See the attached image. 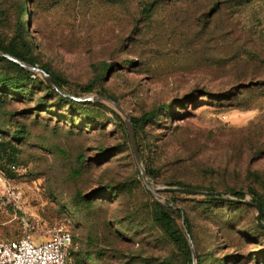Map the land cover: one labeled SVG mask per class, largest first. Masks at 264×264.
Here are the masks:
<instances>
[{"label": "rangeland", "instance_id": "374dc122", "mask_svg": "<svg viewBox=\"0 0 264 264\" xmlns=\"http://www.w3.org/2000/svg\"><path fill=\"white\" fill-rule=\"evenodd\" d=\"M218 1L180 0L138 22L132 0H16L32 59L81 104L53 97L38 107L47 90L37 75L26 90L0 85V138L24 131L16 170L0 161V243L37 245L66 231L76 264H97L88 251L103 264H190L152 220L153 202L169 200L181 229L188 218L199 264H264V232L247 203H264V0ZM99 96L131 118L159 110L137 128L157 195L117 107L82 104ZM164 180L245 197L227 205L169 193Z\"/></svg>", "mask_w": 264, "mask_h": 264}, {"label": "trees", "instance_id": "16d2710c", "mask_svg": "<svg viewBox=\"0 0 264 264\" xmlns=\"http://www.w3.org/2000/svg\"><path fill=\"white\" fill-rule=\"evenodd\" d=\"M192 1L198 2L200 0H192ZM238 1L240 2L239 4H243V3H248L251 0H238ZM177 2H180V0H132V3L134 5L133 16L134 18L138 17L139 19L138 22H140L142 19L151 20L152 18H154L156 13H158V10L164 7V5L165 6L167 5L170 8H175ZM212 2L213 3L211 4V6H215L218 4L219 1L212 0ZM17 7L18 6L16 0H0V52L9 55L11 57H14L27 65L44 70L48 75L51 76L53 81L63 91L67 92L70 95L75 96L78 99H81L80 95L73 94L68 90H66V85H67L66 80L53 73L49 68H46L44 66L39 67L36 64V62L32 59V55L30 53L31 45L28 39V31H26L22 19L17 15ZM35 72L36 71L27 70L24 67L20 66L19 64L10 61L7 58L0 57V85H3L6 89L12 91L26 90L31 83V76L37 75L38 76L37 80H39L42 86L45 87V89L47 90L46 94L41 99L38 100L39 102L38 107H44L46 104H49L47 103L49 102V100H51L53 97L55 98L57 97L58 103L64 105L65 108L67 107L71 109L78 108V105L81 104L80 101L70 99L68 97H65L61 93L57 92L50 85H48L45 80L42 79L43 77L42 78L40 77L42 75L39 72L37 73ZM92 90H93V85L89 86L86 89V93H90L92 92ZM101 97L111 99L110 97L107 96H99L95 98L97 99L96 101L87 100L85 102H82V104L85 106L103 107L104 102L103 100H100ZM165 107L167 106L165 105ZM158 112L159 110H154L152 112L144 114L141 118H132L139 154L143 162H144V158L142 156L141 148L138 141L139 135L137 128H140L144 124L153 121L156 118ZM118 118L121 120V117L118 116ZM23 133H24L23 130L16 131V133H14V135L10 138V140H8V142L5 141V138H0V161L1 163L2 161L8 163L7 164L8 172H11L10 166L16 164L15 158L18 152L16 142L19 141L18 138L21 137ZM161 158H162L161 160L163 161L164 160L168 162L171 161V157L167 155L165 152L161 154ZM155 170L156 169L153 166L149 164L145 165V171L148 177L158 178L159 175ZM164 183L167 187L193 189L189 186H185L180 181L164 180ZM108 190H113V189L112 187H110ZM116 190L117 189H115L114 192L118 193ZM193 190H199V189H193ZM207 192H213V191L208 190ZM230 193L237 201H229V202L223 201V202H226L227 205H236L238 203H242L238 201H242L244 199L245 197L244 192L234 190L231 191ZM205 197L209 200L213 199L209 196H205ZM256 198L259 199L258 197ZM166 202L168 205H165L164 202H160V201L153 202L152 220L154 225L160 228V230L163 232L164 236L170 243L176 245L181 249L186 250L188 262L190 264H195V261L196 264H199L197 254H195V257H193L192 255V252L190 250L189 240L187 239V234L177 224L176 216L179 215L180 209L178 211L174 208L173 201L166 200ZM261 203L264 206V203L262 201ZM183 216L185 218V226H187L188 234L191 236L192 231H190V224L188 222V218L184 214ZM260 229L264 232V229L262 227H260ZM88 254L93 256L97 264H103L101 259H99L97 255H94L93 252L88 251Z\"/></svg>", "mask_w": 264, "mask_h": 264}, {"label": "built area", "instance_id": "2783aa9c", "mask_svg": "<svg viewBox=\"0 0 264 264\" xmlns=\"http://www.w3.org/2000/svg\"><path fill=\"white\" fill-rule=\"evenodd\" d=\"M16 170L13 164L10 166ZM76 248L73 235L61 231L42 244H34L28 238L0 243V264H76L71 253Z\"/></svg>", "mask_w": 264, "mask_h": 264}, {"label": "water", "instance_id": "95a60500", "mask_svg": "<svg viewBox=\"0 0 264 264\" xmlns=\"http://www.w3.org/2000/svg\"><path fill=\"white\" fill-rule=\"evenodd\" d=\"M0 57L7 58L10 61H13V62L19 64L20 66L24 67L27 70L39 72L42 75V77L44 78V80L47 82V84L50 85L53 89H55L57 92L61 93L62 95H64L65 97H68L70 99L81 101L80 99L76 98L73 95L68 94L67 92L63 91L60 87H58L57 84L51 78V76L48 75L44 70H41V69L32 67L30 65H27V64L19 61L18 59L14 58V57H11L9 55L3 54L1 52H0ZM88 100H90V101L91 100H95L96 101L97 99H94V98L91 99L90 98ZM100 100H103V101H106V102H108L110 104L115 105L117 107L118 111L126 118V127H127L128 136H129V139H130L131 148H132V151H133V155H134L136 164H137V166L140 169L143 181L147 185L148 189L153 194L157 195L160 190L152 189L148 185L147 174H146V171L143 168L142 163H141V158H140V154H139L136 134H135V130H134L133 123H132V118L113 100H111L109 98H104V97H101ZM163 190L166 191V192H169V193H178V194H184V195L209 196V197H211L213 199L227 201V202H229V201H237L235 199L226 197L221 192H207V191H199V190L178 188V187H165ZM238 202H242V201H238ZM247 203L252 205V206H254L257 209V211H258V214H257V217H256L257 223H258V225L260 227H262L264 229V221H263V218H264V206H263V204L255 196L252 197V201L251 202H247ZM164 204L168 205L166 201L164 202ZM183 229H184L185 233L189 237L188 231H187L186 226H185V218H184V216H183ZM190 249H191L193 257H195V250H194V247H193L192 244H190Z\"/></svg>", "mask_w": 264, "mask_h": 264}]
</instances>
